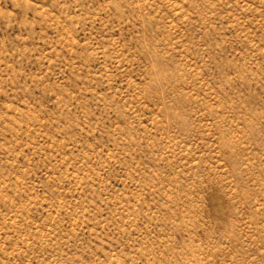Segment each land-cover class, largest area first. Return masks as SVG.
<instances>
[{"label": "rangeland", "instance_id": "1", "mask_svg": "<svg viewBox=\"0 0 264 264\" xmlns=\"http://www.w3.org/2000/svg\"><path fill=\"white\" fill-rule=\"evenodd\" d=\"M0 264H264V0H0Z\"/></svg>", "mask_w": 264, "mask_h": 264}]
</instances>
